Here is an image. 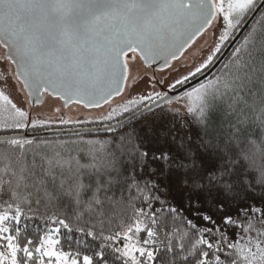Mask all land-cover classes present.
Masks as SVG:
<instances>
[{
    "label": "snow or ice",
    "instance_id": "obj_1",
    "mask_svg": "<svg viewBox=\"0 0 264 264\" xmlns=\"http://www.w3.org/2000/svg\"><path fill=\"white\" fill-rule=\"evenodd\" d=\"M258 7L257 0H0V47L29 96L100 108L122 95L129 53L167 65L218 15L226 22L222 44ZM212 61L209 55L195 72ZM186 95L199 126L195 139L145 122L76 154L31 160V141L0 140V264H160L158 255L174 250L157 246L169 235L153 207L165 202L157 193L177 202L170 217L186 214L195 236L190 248L179 245L183 264H264V36L253 29L221 75ZM145 99L153 98L130 99L118 114ZM0 101L12 121L0 129L28 127V113L3 91ZM141 172L146 180L137 179ZM41 206L63 215L48 216L53 226L34 240L22 218H35ZM62 230L79 234L76 250H63Z\"/></svg>",
    "mask_w": 264,
    "mask_h": 264
},
{
    "label": "rangeland",
    "instance_id": "obj_2",
    "mask_svg": "<svg viewBox=\"0 0 264 264\" xmlns=\"http://www.w3.org/2000/svg\"><path fill=\"white\" fill-rule=\"evenodd\" d=\"M258 1V0H257ZM227 6V5H225ZM241 25V24H240ZM226 27V22L223 19V14L217 16L202 35L194 41V43L181 55L178 59L162 70L150 71L152 69L147 68L143 63V60L136 53H129V79L126 87L124 88L122 95L116 96L111 99L109 104H104L100 108H85L82 104L71 103L65 106L64 101L60 98H54L47 95L44 98L42 104L38 106H32L29 102V97L24 88H22L20 82L16 79L14 65L5 59V49L0 47V91H3L5 95L17 105V107L28 113V127L26 128H9L7 130H31V129H50L58 126H85L86 124L107 123L115 121L118 118L123 117L126 114L140 108L144 103L151 101L145 99L144 103L139 107L133 105L131 110L122 115L120 112V106L127 103L130 99L139 100L140 97L152 96L153 99L163 95L164 91L175 89L176 86L185 83L190 80L196 74L195 70L203 63H206L207 57L213 55V60L219 52H215V48L219 45L220 50L224 44L232 39L235 32L238 31L236 27L229 34V38L222 44L219 41V36L222 34ZM210 65V64H209ZM208 65V66H209ZM205 68H202L203 71ZM195 73V75H192ZM187 77V80H184ZM177 80L183 81L182 83H176ZM198 89V88H197ZM191 91V90H190ZM192 92V91H191ZM160 95L157 96L156 94ZM190 93V92H189ZM152 99V100H153ZM3 102L0 101V104ZM163 109L170 110L172 112H185L188 107L187 95L178 98L175 102H170L165 105ZM59 109V111H56ZM117 110V114H113L111 120L106 117L112 111ZM10 113L0 111V122L8 121ZM32 121H37L33 126ZM42 122V123H39ZM5 130V129H0Z\"/></svg>",
    "mask_w": 264,
    "mask_h": 264
},
{
    "label": "trees",
    "instance_id": "obj_3",
    "mask_svg": "<svg viewBox=\"0 0 264 264\" xmlns=\"http://www.w3.org/2000/svg\"><path fill=\"white\" fill-rule=\"evenodd\" d=\"M258 2L259 0L257 1V3ZM251 12L252 11H249L246 15H244L241 25L248 18ZM253 29L256 30L258 35L264 36V10L258 16V18L254 22L251 29L246 33V35L243 37V39L237 45V47L243 44L245 37H247L249 33L253 31ZM235 33L233 34V36L235 35ZM229 41H227L224 44V46L221 48L219 53L216 55L212 63L221 54V52L223 51V49L225 48V46L228 44ZM234 51L225 60V62L219 68V70L203 84H208L209 81H214L217 76L222 74V72L224 71L225 64H227L230 61V59L233 57ZM207 68H205L203 71H205ZM203 71H201L200 73H202ZM200 73L196 74L194 77L198 76ZM194 77H192L191 79H193ZM201 85H199L198 87L194 89L200 88ZM186 94L182 95L181 97L185 96ZM181 97H179V99ZM164 107L166 106H163L158 110L148 113L145 116L135 120L131 124H128L125 127L118 129L116 131H113V132L101 133V134H91V135H84V136H78V137H64V138H54V139L33 140L31 141L30 145H25L27 158L31 160L33 155H37V159H39V155L51 154L55 151H72L73 154H76L77 152L81 150L87 149L89 147L88 145L89 141L103 142V141H108V140H114L121 134L126 133L129 129L142 125L145 122H154L157 124L163 123L165 125H174L177 127L181 135L187 134L190 138L195 139L196 133L199 131V126L197 124V121L194 115L189 113L187 110L182 113L177 112V111L172 112L170 110L163 109ZM89 125H95V124H89ZM58 127H64V126H58ZM42 129L44 128H39L36 130H42ZM21 131L22 130H1L0 134H11V133H18ZM141 177H143V180H146L147 179L146 173L144 172L137 173V179H140ZM143 180H141L142 183H143ZM157 195H161V201H165V202L164 203L154 202L153 207L157 210V212L161 213L162 218L166 221V224L168 226V232H169V235L166 238L165 237L161 238L165 242L158 244L157 246L160 248H164L167 244H170L174 250L171 255L166 251L161 252L158 255V260L160 261V264H183V262L180 259V255H179L180 253L179 245L183 243L186 249L190 248L191 243L195 241V236L192 235L191 230L187 228V226L183 223V218L186 217V214L181 212V215L177 216L175 220H173L170 217V214L168 211L169 204L173 206H178L177 202L174 201L170 195H167V194L162 195L160 193H157ZM3 199H7V196L5 195ZM249 202H252V201H249ZM256 203L257 204L260 203L258 199L256 200ZM3 210H7V209L5 208ZM232 211L234 212L235 208H233ZM34 212H35V209H34ZM54 212L60 215H63L62 211L59 209L45 208L41 206L39 209V212L35 213V218L33 219L22 218V224H25L26 229H27L26 235L35 240L37 236L45 230L46 227H52L53 225L46 224V220L48 216H50ZM28 215H33V213H28ZM203 226L205 225H201V227ZM113 227L115 226L113 225ZM177 229H179V231H176ZM184 233H187V235H184ZM61 236H62V243L64 245L63 250L68 251L69 245H71L74 250L78 248L77 243H76V241L80 239V236L78 233H76L75 231H73L72 233H67L66 231L62 230ZM21 243H23V240L21 241ZM88 243L91 244L93 242L88 241ZM78 250H80L84 254H91L90 252H88L86 249L82 247L79 248ZM184 254H187V253L185 252ZM109 264H111V261L109 262Z\"/></svg>",
    "mask_w": 264,
    "mask_h": 264
},
{
    "label": "water",
    "instance_id": "obj_4",
    "mask_svg": "<svg viewBox=\"0 0 264 264\" xmlns=\"http://www.w3.org/2000/svg\"><path fill=\"white\" fill-rule=\"evenodd\" d=\"M258 5H260V7H258L256 10H254L250 13L248 18L244 21V23L241 25V27L238 29V31L235 33V35L232 37V39L225 46V48L223 49L221 54L217 57V59L205 71H203L202 73H200L198 76L194 77L193 79L187 81L183 85H181L175 89H172V90H167L162 97H160L157 100L153 101L152 103L148 104L147 107H143L142 109L135 112L134 114H132V115L116 122V123L110 124V125L75 127V128H64V129H51V130H42V131L25 130L23 132H18V133L0 134V140H3L6 136H12V137H17V138L22 139V140L33 141V140L54 139V138H64V137H78V136L91 135V134L109 133V132H113V131H116L118 129H121L128 124H131L135 120L145 116L148 113H151L155 110L160 109L161 107L165 106L166 104H168L170 102L177 101V99L179 97H181L182 95L186 94L190 90H193L194 88L198 87L199 85L205 83L208 79H210L219 70V68L223 65V63L229 57V55L234 51V49L237 47V45L241 42L243 37L246 35V33L253 26V24L256 21V19L258 18V16L264 10V0H259ZM198 37L199 36H197L195 38V40ZM188 48L189 47H187L185 49V51ZM6 53H7V50L5 49V55H6ZM173 62H174V60H169L168 64L165 65V63L162 59H157L150 66L147 64H145V65L148 67H153V68L155 67L158 69H163V68H167L168 66L172 65ZM14 69L16 71L15 65H14ZM24 89L28 94V89H26V88H24ZM52 96L57 97L55 95H52ZM28 97H29V102L32 106H38V105L42 104L44 101V95L39 100L34 95L33 96L28 95ZM114 97H116V96L114 95L112 97V99ZM64 104H65V106H68L71 104V102L66 104L64 101ZM102 105H104V104H102ZM89 108H92V107H89Z\"/></svg>",
    "mask_w": 264,
    "mask_h": 264
},
{
    "label": "flooded vegetation",
    "instance_id": "obj_5",
    "mask_svg": "<svg viewBox=\"0 0 264 264\" xmlns=\"http://www.w3.org/2000/svg\"><path fill=\"white\" fill-rule=\"evenodd\" d=\"M175 61V60H174ZM144 63V62H143ZM146 66V65H145ZM147 68H150V69H152V70H150V71H155V70H162V69H158V68H153V67H148V66H146ZM163 69H165V68H163ZM191 80V79H190ZM189 81V80H188ZM187 82V81H186ZM185 82V83H186ZM184 84V83H183ZM183 84H180V85H178V86H176L175 88H177V87H179V86H181V85H183ZM165 94V91H164V93H163V95ZM47 95H50V94H48V93H45L44 94V98L47 96ZM162 95V96H163ZM50 96H52V95H50ZM162 96H160V97H162ZM52 97H54V96H52ZM160 97H158V98H160ZM54 98H59V97H54ZM158 98H155V99H153V100H151V101H148V102H146V103H144V105H142L140 108H138L137 110H135V111H132L131 113H129V114H126V115H124L123 117H121V118H118V119H116L115 121H111V122H107V123H97V124H95V125H85V126H83V125H80V126H64V127H53V128H50V129H42V130H51V129H64V128H75V127H88V126H99V125H110V124H113V123H116V122H118V121H120V120H122V119H124V118H126V117H128V116H130V115H132V114H134L135 112H137V111H139L140 109H142L143 107H145V105H148V104H150V103H152L153 101H155V100H157ZM42 130H36V128L35 129H31L30 131H42ZM25 131V130H24ZM21 132H23V131H21Z\"/></svg>",
    "mask_w": 264,
    "mask_h": 264
}]
</instances>
